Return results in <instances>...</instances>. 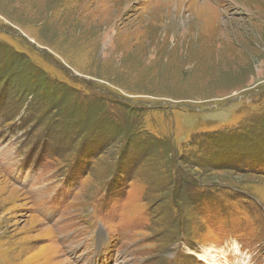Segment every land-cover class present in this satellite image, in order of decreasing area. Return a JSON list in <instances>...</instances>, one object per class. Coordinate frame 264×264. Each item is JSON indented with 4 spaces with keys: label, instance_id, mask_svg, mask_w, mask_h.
I'll list each match as a JSON object with an SVG mask.
<instances>
[{
    "label": "rangeland",
    "instance_id": "374dc122",
    "mask_svg": "<svg viewBox=\"0 0 264 264\" xmlns=\"http://www.w3.org/2000/svg\"><path fill=\"white\" fill-rule=\"evenodd\" d=\"M0 264H264V0H0Z\"/></svg>",
    "mask_w": 264,
    "mask_h": 264
},
{
    "label": "trees",
    "instance_id": "16d2710c",
    "mask_svg": "<svg viewBox=\"0 0 264 264\" xmlns=\"http://www.w3.org/2000/svg\"><path fill=\"white\" fill-rule=\"evenodd\" d=\"M214 147V146H213Z\"/></svg>",
    "mask_w": 264,
    "mask_h": 264
}]
</instances>
